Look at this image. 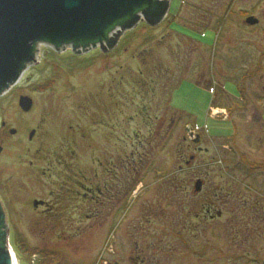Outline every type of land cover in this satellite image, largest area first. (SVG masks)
I'll return each instance as SVG.
<instances>
[{"label": "rangeland", "instance_id": "374dc122", "mask_svg": "<svg viewBox=\"0 0 264 264\" xmlns=\"http://www.w3.org/2000/svg\"><path fill=\"white\" fill-rule=\"evenodd\" d=\"M39 50L0 97L10 245L57 264H264V0H174L107 53Z\"/></svg>", "mask_w": 264, "mask_h": 264}, {"label": "water", "instance_id": "95a60500", "mask_svg": "<svg viewBox=\"0 0 264 264\" xmlns=\"http://www.w3.org/2000/svg\"><path fill=\"white\" fill-rule=\"evenodd\" d=\"M173 1L0 0V97L20 82L27 69L40 63L37 61L41 57L40 45H50L58 52L70 48L76 55L89 53L98 46L102 52H108L116 48L126 31L139 22L146 21L152 26L162 23ZM140 10L143 11L138 12ZM246 23L257 25L259 19L250 16ZM33 105L30 96L19 98V106L24 112L31 111ZM5 126L3 122L2 127ZM16 133V129H9L10 135ZM35 134L36 130H31L29 139L32 140ZM197 137L200 139L199 135ZM3 149L0 143V154ZM201 185L199 180L197 191L201 190ZM44 204L43 201H33L35 208ZM2 225L0 264H16L7 239L6 212L0 200V228ZM4 233L5 241L1 244Z\"/></svg>", "mask_w": 264, "mask_h": 264}, {"label": "trees", "instance_id": "16d2710c", "mask_svg": "<svg viewBox=\"0 0 264 264\" xmlns=\"http://www.w3.org/2000/svg\"><path fill=\"white\" fill-rule=\"evenodd\" d=\"M141 11H143V10H140V11H138V12H141ZM137 12V13H138ZM176 12H178V7L176 6L175 7V9L172 11V13L173 14H175ZM110 29H112V27L110 28ZM109 32V31H108ZM107 32V33H108ZM109 34V33H108ZM108 36V35H107ZM106 36V37H107ZM107 39V38H106ZM86 44H91V43H89V42H87ZM170 103H171V101H170ZM148 122V121H147ZM1 128H3V127H1ZM4 130H6V133H8V130L6 129V126L3 128ZM135 135L136 136H133V137H136L137 139H141V133L140 132H135ZM128 136H130V135H128ZM155 136H157V134H156V132L155 131H150V133H149V142H148V144L149 145H152L155 141H156V138H155ZM71 147V149H73V146H74V144H70V143H68L67 144V146L66 147H64L65 149H67V151H68V149H69V147ZM62 149H63V147H62ZM55 153V152H54ZM132 159H133V162L135 161V159L132 157ZM0 230L2 231L3 230V225H2V227L0 228ZM5 237H6V235H5V233L3 234V238H2V242H1V244H3V242L5 241ZM12 239V238H11ZM14 243H13V241H11V246H12V248L14 249V251H15V253H16V256L18 255V250H21V251H24V252H26L27 253V255H28V258H29V263L30 264H57V263H54L53 261H52V259H53V255L52 254H49V253H47V252H45V251H39L38 249H33V250H28L24 245H21L19 242H17V244H16V246L14 247V245H13ZM22 246V247H21ZM35 255H40V257L42 258V261L41 262H38L37 263V261H35L34 262V260H37L36 258L34 259L33 258V256H35ZM17 259H18V263H19V258H18V256H17Z\"/></svg>", "mask_w": 264, "mask_h": 264}, {"label": "flooded vegetation", "instance_id": "af4514ba", "mask_svg": "<svg viewBox=\"0 0 264 264\" xmlns=\"http://www.w3.org/2000/svg\"><path fill=\"white\" fill-rule=\"evenodd\" d=\"M70 50H71L70 48H69V49H67L65 53H68V52H70ZM68 54H69V53H68ZM86 54H87V53H86ZM86 54H82V55H75V56H76V57H77V56L79 57V56H84V55H86ZM42 206H43V207H49L50 205H49V204H47V203L45 202V204H44V205H42ZM42 206H39V207H42ZM94 211H96V209H95ZM98 214H99V213H98L97 211H96V212H94V215H96V216H97Z\"/></svg>", "mask_w": 264, "mask_h": 264}, {"label": "bare ground", "instance_id": "6f19581e", "mask_svg": "<svg viewBox=\"0 0 264 264\" xmlns=\"http://www.w3.org/2000/svg\"><path fill=\"white\" fill-rule=\"evenodd\" d=\"M41 46V45H40ZM98 47H100V46H98ZM104 53H107V52H104ZM220 110H216V112L215 113H217V112H219ZM14 256H15V259H16V255L14 254Z\"/></svg>", "mask_w": 264, "mask_h": 264}, {"label": "built area", "instance_id": "2783aa9c", "mask_svg": "<svg viewBox=\"0 0 264 264\" xmlns=\"http://www.w3.org/2000/svg\"><path fill=\"white\" fill-rule=\"evenodd\" d=\"M211 110H212V112H214V113L216 112V110H214V109H211ZM217 113H218V112H217ZM217 113H215V114H217ZM112 250L114 251L113 248H112ZM113 251H112V252H113Z\"/></svg>", "mask_w": 264, "mask_h": 264}]
</instances>
